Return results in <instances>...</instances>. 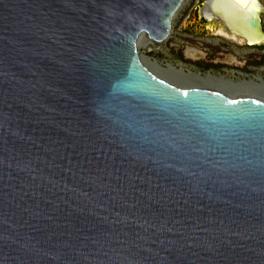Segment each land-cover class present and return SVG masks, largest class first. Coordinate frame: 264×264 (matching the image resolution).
Masks as SVG:
<instances>
[{"label": "water", "instance_id": "1", "mask_svg": "<svg viewBox=\"0 0 264 264\" xmlns=\"http://www.w3.org/2000/svg\"><path fill=\"white\" fill-rule=\"evenodd\" d=\"M186 0H0V264H264V98L147 68ZM257 0L198 17L264 47Z\"/></svg>", "mask_w": 264, "mask_h": 264}, {"label": "rangeland", "instance_id": "2", "mask_svg": "<svg viewBox=\"0 0 264 264\" xmlns=\"http://www.w3.org/2000/svg\"><path fill=\"white\" fill-rule=\"evenodd\" d=\"M201 4L202 0H186L172 22L168 40L152 44L151 49L139 46L138 55L202 76L210 73L234 82L251 80L253 76L264 79V71H259L264 68V55L261 54L264 47H258L253 55H236L235 51L241 52L243 47L223 36L219 27L209 25L198 17Z\"/></svg>", "mask_w": 264, "mask_h": 264}, {"label": "bare ground", "instance_id": "3", "mask_svg": "<svg viewBox=\"0 0 264 264\" xmlns=\"http://www.w3.org/2000/svg\"><path fill=\"white\" fill-rule=\"evenodd\" d=\"M219 32L223 36L229 38V40L236 41L239 44L241 43L240 40H237L233 36H229L221 30ZM154 43L156 42H154L151 39H141V38L138 39V47L144 46L148 49H151V45ZM141 60L143 64L147 68H149L151 71H153L154 73L162 77H165L168 80L174 83L180 84V85L192 86V87H213V88L224 90L230 94L256 95V96L264 98V79L261 78L260 76H255L251 80H242V81L234 82L230 79L224 78L223 76L218 77L210 73L205 76H202L201 74L186 72L183 69L176 70L171 64H167L164 66L147 57H141ZM167 75H173V76L169 77ZM176 78L177 79L180 78V79L177 80Z\"/></svg>", "mask_w": 264, "mask_h": 264}, {"label": "built area", "instance_id": "4", "mask_svg": "<svg viewBox=\"0 0 264 264\" xmlns=\"http://www.w3.org/2000/svg\"><path fill=\"white\" fill-rule=\"evenodd\" d=\"M258 1V4L261 8V15H260V19H261V25H262V29H263V32H264V0H257ZM240 45L243 47V51H235V54L238 55L239 53L244 55V56H249V55H253L254 53H256V49L258 47H248V46H245L243 43H240ZM261 54L264 55V50L261 51ZM259 71H264V68H260ZM255 77V76H253ZM262 78V77H261Z\"/></svg>", "mask_w": 264, "mask_h": 264}, {"label": "flooded vegetation", "instance_id": "5", "mask_svg": "<svg viewBox=\"0 0 264 264\" xmlns=\"http://www.w3.org/2000/svg\"><path fill=\"white\" fill-rule=\"evenodd\" d=\"M204 0H202V2H203ZM209 25H212V26H217V27H219V25L218 24H216L215 22H212L211 24H209ZM220 28V27H219ZM220 30L221 31H223L221 28H220ZM219 30V31H220ZM224 32V31H223ZM227 38V37H226ZM228 40H229V38H227Z\"/></svg>", "mask_w": 264, "mask_h": 264}, {"label": "trees", "instance_id": "6", "mask_svg": "<svg viewBox=\"0 0 264 264\" xmlns=\"http://www.w3.org/2000/svg\"><path fill=\"white\" fill-rule=\"evenodd\" d=\"M185 32H188V33H189V31H188V30H185Z\"/></svg>", "mask_w": 264, "mask_h": 264}]
</instances>
